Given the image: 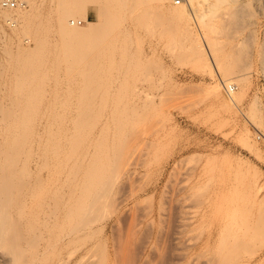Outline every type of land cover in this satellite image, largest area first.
<instances>
[{
    "label": "rangeland",
    "instance_id": "374dc122",
    "mask_svg": "<svg viewBox=\"0 0 264 264\" xmlns=\"http://www.w3.org/2000/svg\"><path fill=\"white\" fill-rule=\"evenodd\" d=\"M92 1L34 0L41 7H35L32 28H56L48 20L50 6L58 13L66 3L75 8L67 31L83 33L70 37L67 50L57 29L44 35L56 49L49 47L50 57L44 55L48 64L43 61L44 70L39 66L43 72L39 96L22 97V105L40 110L42 125L58 119L56 125L61 126L54 127L55 132L65 141L76 137L71 125L80 115L78 109L90 110L88 116L98 123L89 132L88 144L80 147L79 160L92 165L99 157L96 140L108 134L110 152L116 157L107 192L84 220L68 216L79 196L67 180L74 175V160L63 167L54 160V174L42 169L44 185L54 176V190L59 191L54 199L28 198L26 212L41 221L50 216L49 204H54V223L49 224L54 233H46L34 252L46 253L43 264H264V138H258L264 134V0L228 1L204 19L199 12L209 13L206 0L192 15L182 5L184 0L181 4L169 0L165 8L176 16L166 19L159 18L149 0L141 6L142 13L137 10L118 27L120 36H128L131 44L122 38L116 43L119 34L115 38L113 34L118 29L112 37L106 34L115 45L108 44V38L101 42L99 11L106 0ZM110 2L126 9L136 0ZM84 5L87 17L79 11ZM55 6L59 7L53 10ZM13 29L0 17V101L4 103L15 93L10 64L5 72L10 58L5 43L12 44L15 57L18 53L20 38L11 43L4 37L13 35ZM23 34L21 39L30 43L33 35ZM107 40L104 49L110 48L109 53L103 49ZM123 43L135 51L124 50L129 58L122 54ZM123 56L138 62L128 78L134 98H121L115 87ZM86 71L96 79L84 82ZM105 75L110 76L108 83ZM229 77L238 80L234 104L233 92L228 93L221 82ZM82 100L91 103L79 104ZM79 176L73 178L79 181ZM7 246L8 240L0 241V264H10Z\"/></svg>",
    "mask_w": 264,
    "mask_h": 264
},
{
    "label": "bare ground",
    "instance_id": "6f19581e",
    "mask_svg": "<svg viewBox=\"0 0 264 264\" xmlns=\"http://www.w3.org/2000/svg\"><path fill=\"white\" fill-rule=\"evenodd\" d=\"M5 1L6 0H0L1 5L4 8L3 11H0V17H3V19L10 22V24L13 26L14 29H13V35L7 34V35H4V37H6L7 40H10L11 43H12V40H14L15 38L17 39L20 38L19 39L20 41H18L17 48H16L18 49L17 56H20V59H18L17 56L15 57L14 55L15 52L14 53L11 52L10 49H11L12 44L9 45L8 42L5 43L6 44L5 52H7L10 58L7 60L8 66L6 65L7 67L5 66L4 67L5 69L7 68L5 72L9 69L8 68L9 64L12 66L10 67L13 68V71H12L13 73L10 74V78L15 84V87H14L15 90H13L15 93L11 95L12 98L10 100L5 101L6 103L0 101V114H2V116L0 117V241L6 242L8 240L7 247L10 251L9 254L11 256L9 257L11 259L10 264H43L46 259V256L44 257V254L46 255V253L45 252L44 253L34 252V248L38 247L43 242V240L45 239L46 233L47 234L48 233L52 234V232L54 233V227L52 228L53 223H54L53 221L54 220V204H49L50 216L44 219L43 221H41V220H38L37 215H35V213L32 214V212H29L30 213L29 214L26 212V208L28 206L27 201H28V198H31V197H34V198L45 197L48 199H54V196L57 194V191L59 190H56V189L54 190V176L53 178L50 179L49 181L50 183L48 185H44L43 183L44 180L41 175L42 169L47 168L50 171L52 169V171L54 172V160L60 163L62 167L64 165L70 164L72 160H74V162H72L73 163L72 173L74 174L73 176L74 177L76 176L77 178L80 174L82 177L80 178L81 181L76 180V178H73V176L71 177V175L67 179L69 180L68 182L72 186V192L75 193V195L77 194L79 195V196H76L78 198L75 199L76 206L74 207V209H71V212L68 211L69 212L68 216H71V217L74 216L78 220H81V219L84 220L86 216H88L90 213H92L95 210V208L99 205L98 203L100 202V198L105 195V192H107L109 179L111 177L110 168L112 167L111 165H113V162L116 156H114L115 152L114 154L110 152V149L113 145L111 144L112 145L111 146L108 143V136H109L108 133L110 131L109 132L107 131L108 136L105 135L103 139L101 140L99 139V141L96 140L97 142L96 144L98 145L97 147L99 149V154L97 155L99 157L96 158V161L92 165L84 166V161L79 160L80 155L78 156L77 154H80L78 153L80 152L79 151L80 147L88 144L86 143V141H88V136L91 133L90 131H92L96 127L97 124L95 125L94 123L95 122L98 123V120H96V118L88 116L89 112L91 113L90 110L88 113H85L86 111L84 112V110H86V108L78 109V111L80 112L78 114L80 115L75 120H73L74 123L72 122L73 125H71V128L74 129L76 133V137L74 138V140L65 141L64 135H62L59 132H55L56 128H60L61 126V125L59 126L56 125L60 123L58 119L57 121L55 119V122H54V119L49 120L50 122L46 120V122L48 123H46V125L44 123L45 125L44 127V125L41 124L43 122L42 119L39 118L38 116L41 111L38 109L35 111H32L28 109L26 106L22 105V97L28 95L31 98H37L39 96L38 95L39 91L37 87H39L38 86L39 82L43 78L41 77L43 75L42 69L44 65H46L42 63L44 61V63L48 64V60L46 57H44V55L50 54V53L47 54V50L50 49L49 47L53 46L51 45V43L53 44V41H51L49 36L44 37V35H49L52 30L55 31L57 29L60 32V34L63 35L64 37L65 42L63 46L67 50L70 47L69 46L70 37L73 35H80V33H83L81 30H74L72 32L67 31L68 30L67 29L68 18L69 16L75 15L74 13L75 8L73 7V5L69 6L68 4L64 3L60 7V12L58 13L51 11L52 7L50 6V11L48 13L49 14L48 20L56 23V28L52 29L51 27L49 29L46 28L42 30V29L32 28L31 25L33 24H30L32 17L34 16V14H36L34 10L36 11V9H38L37 8L38 5L37 6L35 5L36 2L34 3V0H19V5L17 7L5 6L4 5ZM94 1L96 2V0ZM123 1L126 2L127 0H123ZM147 1L149 0H136V3H133L131 7H128L126 9L125 7H116L114 5H111L110 0H106L104 4L102 3L100 7V11H99L103 16V20H101V33L103 32L101 34L102 35L101 42L103 43L105 38L106 39L108 38V40L110 41V42L108 40L106 41V45L103 46V49L104 47L105 49H107V45L112 43V41L114 40V39L113 40L109 39L112 37L111 34H113V30L115 31V29H118V27L123 26L129 19V17L133 15V13L136 12L137 10H141V11H137V13H140V12L142 13L143 8H141V6L145 4ZM150 1H152L154 8L158 11L159 18L162 17L163 19L165 17L166 19V17L176 16L175 14L172 13L170 8L169 10L165 8V4L169 0H150ZM204 1L202 2V0H184L182 5H184L185 9L188 10L187 12L192 15V13L194 14L196 12V10L195 12L193 10L197 9L196 8L197 6L199 7V5L197 4L204 3ZM206 1L209 7V13L208 14L202 13V10H203L202 9L201 13L199 12L200 19H204V17L209 16L210 13L213 15L212 12L216 8H218L225 2L233 1V0H206ZM181 3H182V0H181ZM205 4L206 3H204V6ZM85 6L86 5L82 7L80 6V9H79L83 17H87L85 13ZM151 6L150 7L147 6V8L153 9V7ZM38 7L40 8L41 6H38ZM56 7H59V6L53 7V10ZM194 16L196 18V15ZM213 17H211V19ZM185 19L187 20L186 17ZM22 25H24V27H22ZM237 25L239 26V24ZM118 30L114 32L113 34L114 38L117 34H119V37L116 36L115 38V40H117L116 43L118 42V39L122 38V36H120L121 33H119L121 28L119 31ZM123 31L130 32L131 30L123 29ZM21 33L33 35L31 42L29 43L28 38L21 39L20 37L22 36L20 35ZM109 33L111 37L106 35V34L109 35ZM115 33L117 34L115 35ZM128 33L126 34L128 35ZM124 35L125 34H123V37L125 38H122V40L126 39L125 43L131 44L128 42L129 40L127 41L129 37L127 36L128 37L127 38L126 35L125 36ZM107 42L109 43L107 44ZM102 43L100 44L102 45ZM113 43L115 45V41H113ZM128 44L127 45L125 44L126 47H123V51H122L123 52L122 54L125 55L126 58H129V56L127 57V54H128L127 52L130 50L129 49L130 47ZM43 49H46V53L44 54L42 53L44 52ZM52 49L55 50L56 47L51 48L50 50ZM109 49L105 51L108 52ZM125 49H128V51L127 50L124 51ZM235 49L237 50V46L236 48H234V50ZM50 50L48 52H50ZM107 52L105 53L108 54L109 52L108 53ZM133 52L130 50V54ZM57 53H55V57H57V55L59 56V53L58 54ZM105 53H102V54L106 55ZM136 55L137 54H135V57H134L135 59H136ZM39 56H42L40 59L41 62L39 61ZM125 56H123L120 59L122 63L121 62L118 63V65L120 63L121 64L119 65V68L117 66L118 71L115 72V74L117 75V78L114 76L116 78L114 79L118 81V83L116 84L118 86H115V87H117V89L119 90L120 92L119 96L121 98H134L135 93H132L129 91V88L131 89L132 85H130V81L128 80V78L129 77L131 78L132 76L130 75L134 74L133 71H135V68H137L136 66H138L137 65L138 62L136 63V60L135 59L132 60L131 58L129 59L130 61L127 59L125 60L124 58ZM43 58H46V59L44 60ZM58 58L59 57H57V59ZM122 59L124 61H122ZM46 60L47 62H45ZM111 61L114 63L112 59ZM88 62L86 63L84 62V63L87 64ZM91 64H93V62ZM40 65L42 66V69L41 67H39ZM3 72L4 71H2L1 73ZM86 72L85 73L83 72L85 75L82 76L84 82L87 83L89 81H93L94 79H96L94 75L91 76L90 74V76H87L89 75V72H87V74ZM131 72L133 73L131 74ZM251 72L252 71L249 70L245 72L244 74H250ZM110 73L108 75L111 76ZM108 75L107 77H110ZM104 77H106V75ZM107 77L105 80L106 82L110 78L112 79L113 76H111L108 80H107ZM114 79H113V82L115 81ZM234 81H238V80L236 79L232 80L230 79V77L225 78V79L221 78V82L225 88L226 86L235 85ZM236 88L232 94L230 93L231 94L230 102L231 103L233 102V104L237 103L236 95L238 94V91L236 90ZM217 90L218 92H221L222 90V85L220 83L217 84ZM81 96L85 97L87 96V94L86 95L82 94ZM90 103L91 101L86 102L85 100H82L80 101L79 104L88 105ZM115 110H111V111L113 112ZM83 112L86 115L85 114L81 115V113ZM92 112L94 111L92 110ZM44 134H47V135H44ZM114 135L116 134H113V136ZM43 136L45 137V140H43L44 139ZM46 136H47V139H46ZM52 171L51 173H53ZM39 205L44 207V204H42V202L41 203L39 202ZM51 223H52V226L50 225L51 226L50 227L49 224ZM86 223L87 221H84V224ZM13 225H15V227H12ZM46 226L49 227V229ZM74 227L75 228L73 229H76V226Z\"/></svg>",
    "mask_w": 264,
    "mask_h": 264
},
{
    "label": "built area",
    "instance_id": "2783aa9c",
    "mask_svg": "<svg viewBox=\"0 0 264 264\" xmlns=\"http://www.w3.org/2000/svg\"><path fill=\"white\" fill-rule=\"evenodd\" d=\"M175 4H180L181 3V0H172ZM4 5L5 6H10V7H17L18 5H19V0H6L5 2H4ZM263 87H264V79H263ZM226 88H227V92L228 93H232L234 90H235V88H236V86L235 85H230V86H226ZM264 138V134H258V138L260 139V138Z\"/></svg>",
    "mask_w": 264,
    "mask_h": 264
}]
</instances>
